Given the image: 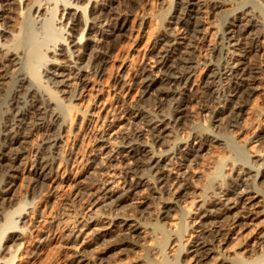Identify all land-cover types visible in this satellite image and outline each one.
Segmentation results:
<instances>
[{
    "label": "rangeland",
    "instance_id": "1",
    "mask_svg": "<svg viewBox=\"0 0 264 264\" xmlns=\"http://www.w3.org/2000/svg\"><path fill=\"white\" fill-rule=\"evenodd\" d=\"M30 1L27 0V2ZM177 1H96L99 7H97L98 10L102 11L100 13V16H102L100 21L101 27L110 30L117 26L119 20L126 18L124 28L117 38L106 33L99 34L97 27L94 31L89 30V33L85 36L87 43L84 46L85 55L81 62V66L83 67L81 78H76L80 71L74 67L71 68L73 70L72 73L66 69L65 73H69L72 77L67 78L64 84L56 87L58 99L51 98L52 102H48L50 97L48 95L46 97V94L43 96L44 101L48 99L46 100L49 103H47V109L51 107L50 112L47 113L48 116H50L49 113L53 109L58 114H61L66 109L64 107L66 103L73 102L72 104L74 105L71 111L65 110L64 115H60L62 118L59 119V122L64 117L65 123L68 122L66 124L67 127H63L66 130L62 131L63 129L60 126V130L58 129L59 122L55 125L54 128L56 130H54L56 133L61 134V139L55 147H50L52 153L50 148L47 151L48 156L51 158L52 156L55 157L54 159L52 158L53 164H50L51 173L54 175L50 179L43 181V183L40 180L34 188L30 169L36 160V148L41 143L43 130L33 131L26 139V142L21 144L25 147V154H23V159H21L22 163L19 165L20 170L17 172V177L14 179L15 185L9 193L8 198L11 199V203L4 206L12 209L16 206V203L23 200L26 203V207L30 206V209L27 208L25 210H32L27 215V218L29 217V224H24V229L27 232V228L32 227V230L27 232L26 243L24 242V245L20 246L16 253L17 257L15 256L8 264H97V253L103 250L108 242L116 239L118 230L114 229L111 232L103 234V236H99L98 232L116 215L134 218L135 222L140 223L141 231L139 230L137 235L131 239V243L107 251L103 255L105 264H147L145 260L148 257L154 258L159 264L162 262L163 264H190V261L186 263L187 260H184L186 257L185 246H187V249L189 248L195 239L196 230H194L195 226L190 225L191 222L188 224V221L191 218L197 219L196 221L199 220V213H201V209L208 207L207 205L209 204L206 202L211 200L209 199L210 197L215 201L222 202L225 200L224 198H226L227 194L223 186L227 182L234 184L242 178V180L251 182L254 185L255 181L257 183L264 178V163L261 160L264 157V40L259 58L252 54L247 59L256 68L254 71L255 79L252 83L253 91L243 105L240 111L239 123L235 127L229 126L227 122L219 119V116H216L212 112L213 105L217 103V100L223 98L226 93L227 79L224 78V75L219 74L211 78L213 79L212 84H214V91L211 94L204 95L202 93L203 81L206 79L210 80L208 75H212L213 73L210 71L212 69L215 70L216 66L218 68L224 62L223 49L221 48L223 46L221 45L225 44V31H223L226 29L225 26L234 21V23H238L240 27L243 26L244 28L245 16L247 17L245 11L252 9V15L255 19L259 18V21L263 22L262 27H264V0H197L199 4L201 2L204 4L201 7L200 13L201 16H204L203 36H200L201 39L198 38L199 40L193 43L195 44L192 48L195 57V67L192 71L189 89L182 96L179 92L174 95L175 100L182 99V97L184 99L187 98L185 107L186 116L179 124H174L165 131L164 143L160 145L156 143L153 148L155 152L162 151V149H169L171 152L177 147L184 149L193 145V147L197 148L198 141L202 137H207V139L212 138V141L209 142V145L204 146L203 150L199 152V156L189 155L188 160L182 161L176 159L175 161V158H172V154L168 156L170 152L165 155L166 159L162 164L169 173L171 172V176L177 177L175 180L177 179L176 181L179 182L187 178L185 180L188 185L187 194L181 196L175 203V193L172 192L174 184L169 185L166 189L163 188L162 191L161 189L158 190L159 193L154 192L150 190V186L154 182L152 177L143 174L146 175L143 179L144 184L139 186L136 192H133L125 199L117 200L116 205L111 203L106 204V202L121 194L126 188V181L131 180V175H126L125 179L127 180L121 176L124 161L122 162L117 153L114 154L111 151L116 150L120 144L122 140L120 134L128 133L132 128L139 125L140 128L142 127L141 133L143 137L147 141L149 140V133L146 131L147 127L140 123V117H136L131 113L133 112V108L136 106L141 107L149 114L158 112L169 115L171 111L172 104L169 103L157 107L159 101L151 95L153 88L148 93L140 91L142 83L139 82L137 76L143 67L152 68L155 66L154 61L158 49V39L161 35L167 32L170 27H178L173 17L176 14L174 5L176 6ZM25 2L26 0L24 4ZM51 2L50 7L52 9H49V12L54 14V17L57 19L62 16L61 20L66 22V14L62 15V5H59V1L56 6L54 5L55 0H51ZM79 3L85 5L86 0H78L77 4ZM16 4H14L15 6L12 5L9 12H1L5 17L3 20L0 19V24L5 23L15 33L18 32L17 37H11V40H17L18 37L20 40H23L27 32L30 33L32 28L31 35L33 36L30 37L33 41L30 42L31 48L27 52L29 51L30 54H33L39 47L40 51L42 49L41 52L44 53L43 44L45 42L43 40L46 41L47 39L50 41L46 42L45 47L52 48L53 44L57 45L62 35L58 29L60 23H57L56 20H53V22L51 20L52 23L48 22V20H42V23L46 24V26L38 22L42 25L41 27L37 22L34 24L33 19L27 18V22L24 19L27 17L28 8L24 5L20 9ZM18 11H23L24 13ZM49 12L45 13V17L50 15ZM83 13L85 14V10ZM80 14L81 20L84 19L83 14ZM232 16H234V19ZM229 20L230 22H228ZM25 23L27 24V28L30 27V31L28 29L25 30ZM20 25H23L24 30L27 31L25 32L22 28L25 35H23L22 31L19 32ZM65 27V29H69V27ZM179 30L181 31V29H177L176 32ZM1 39L3 40V38ZM48 44L52 45L48 46ZM22 45L20 47L27 48L26 44ZM44 54L46 57L52 55L50 51ZM55 57L66 59V56L64 58L61 55H55ZM102 59L104 60L102 63L103 73L96 75L94 72L95 67ZM34 60L32 63H35L36 76H31V82L38 89H42L41 85H43V82L40 79L43 80V76L41 74L45 70L44 68L50 65L47 64L43 57H36ZM28 67L27 69L30 70ZM10 83L13 84L9 78H6L0 84V110L5 111L9 108V105H6L10 102ZM78 83L84 85L83 92L78 99H68L66 91L67 93L70 91L75 94L79 86ZM187 93L189 94L187 95ZM59 104H62V107ZM59 107L61 109L64 108V110L60 111ZM2 112L0 111V125L3 124L1 122H4L6 116V113ZM68 113L71 114H69L70 119H67ZM4 114L5 116H3ZM202 133L204 134L202 135ZM212 136L218 137V139L213 140ZM150 147L152 148L151 145L147 146L149 151L151 150ZM256 149H259L260 152L258 151L259 153H257ZM156 157L158 158V156ZM92 160L95 161L94 165L102 162V166L98 164L99 167H94L90 163ZM221 160L223 163H221ZM244 161L248 162L247 165ZM236 165H239V167H242V165L250 166L254 170L250 171L251 175L249 176L242 175L241 177H237L234 170H232L237 167ZM258 170L260 174L254 176L256 174L254 172ZM261 173L263 174L261 175ZM105 183H108V186L111 187V193L114 195L110 199L107 198V200L103 197L96 205L90 204L92 190L97 186H105ZM216 185H218L219 191ZM261 188L264 189V185ZM220 190H223L224 193ZM235 190L239 191L240 188ZM229 196H232L231 193ZM198 200H203V204L200 208H195ZM257 208L260 210L258 218L254 222L257 226L255 224L240 230L238 234L231 235V238H228L225 243H215L213 246L215 253H212L213 256L211 255L209 263H214L216 255L217 257L221 255L223 257L231 255L235 257L236 255L237 258L233 259H238L236 260L237 262L242 260V258L252 260L255 256L262 255L257 250L255 256L247 259L245 258L246 252L243 250L244 246H246L244 242L248 241V237L254 231L264 226V198L259 202V207ZM229 218L230 214L228 213L222 215L219 223L226 226L228 225ZM88 219L90 222L86 223L82 227L83 229L81 228L82 231L74 233L70 241L69 238H64L70 227L75 226L76 228ZM18 224L22 225V223ZM157 228L161 229L158 230ZM248 232L250 233L248 234ZM243 233L246 237L243 236ZM7 235V232L2 233L3 238H1L0 244L3 243ZM161 243H164L162 245L163 248L160 245ZM152 247L155 248L154 252ZM248 247L250 248L251 246ZM241 251L244 252L242 253ZM0 255L6 257V250H3ZM232 256L229 258L232 259ZM77 259L83 260L79 263ZM238 264H241V262H238Z\"/></svg>",
    "mask_w": 264,
    "mask_h": 264
},
{
    "label": "bare ground",
    "instance_id": "2",
    "mask_svg": "<svg viewBox=\"0 0 264 264\" xmlns=\"http://www.w3.org/2000/svg\"><path fill=\"white\" fill-rule=\"evenodd\" d=\"M24 1L25 0H0V19L3 20L5 17L1 12H9L12 5L17 3L16 5H18L20 9H22L25 5L28 8V12L26 10L28 14L24 20H27L28 22V19H33L34 24L35 22H41L43 26H46V24H43L42 20H48V22L50 21V23H52L53 20H56L57 23H60L58 29L59 32L62 33V35L57 45L50 44L52 45V48L45 47V45L48 43L47 41L50 40L47 39L45 41L42 39L45 42L43 44L45 52L50 51L52 53V55L46 57V55L44 54L45 52L42 53V49L40 51L39 47L36 52H33V48V54H30L29 51L27 52V50L31 48L30 42L33 41L31 39L33 35H31L32 28L30 31V27L27 28L26 23L25 30L28 29L30 33L24 30L23 25H20L21 28H19V32L22 31V28L25 32H27L23 40H20L19 37L18 39L16 38L17 40H11V37H17L18 32L15 33L13 29H11L10 26L6 25L5 23L0 24V84H2L3 80L6 78H9L11 82H13V84L10 83V102L6 105H9V108H7L5 111L2 109L0 110L6 113V116L5 114L3 115L5 116L4 122H1V124H3L0 125V240L1 238H3L2 233H8L7 237L4 238L3 243L0 244V253L3 250H6V257L0 255V264H8L15 258L20 246L26 241L27 232L32 230V227H28L29 229L27 228V232L26 229H24L26 223L29 224V217L27 218V215L28 213H30V211H32H26L25 209H30V206L26 207V203H24L23 200H20L18 203H16V206L12 209H8L4 206L11 203V199L8 198L10 195L9 193L15 185L14 179L15 177H17V172H19L20 170L19 165L22 163L21 159H23V154H25V147L21 144L26 142V139L31 133H33V131L43 130L42 140L40 139L41 143H39L38 147L36 148V160L31 165L30 169L34 188V186H36L37 182H39L40 180H42L43 183V181L50 179L54 175L53 173H51L50 164H53L52 158L54 159L55 157L52 156L51 158L50 156H48L47 151L50 147H55L58 144V141H60L61 139V134L56 133V129L54 128L55 125L59 122V119L62 118V116L60 115H64L65 110L71 111L74 105L72 104L73 102L66 103L64 104V107L66 108L65 110L64 108L61 109L59 107L60 111L64 110L62 113L59 112L61 114H58V112H56L54 109L53 111H51V113H49L50 116H48L47 114L51 109V107L47 109V106L49 104L48 102H52L51 98L58 99L56 96L58 95L56 87L64 84L67 78L72 77L69 73H65V70L68 69L70 70V73H72L73 70L71 68L74 67L75 69L80 71L79 75H77L76 78H81V76L83 75V72H81V70H83L81 62L83 56L85 55L84 46L87 43V38H85V36L89 33V30L94 31V29L97 27L99 34L106 33L117 38L118 36H120L121 31L124 28V22L126 19L124 18L122 20H119L116 27H113L110 30H106L101 27L102 25H100V21L102 19L100 13L102 11L100 12V9L98 10L99 7L97 6V0H86L85 5H82L83 3L77 4L78 0H55V6L58 1L59 5H62V15L66 14V22L61 20L62 16L57 19L56 17H54V14H51L49 12V9H52V7H50V4L52 3L51 0H31L30 2H27L26 0L25 4ZM202 6H204V4L202 2L199 4L197 0H178L176 2V6L174 5L176 14L173 15V17L175 19L174 22L178 25V27H170L167 32L161 35V37L158 39V49L156 51L154 61L155 66L152 68L143 67V69L137 76V78H139V82L142 83V89L140 90L142 93H148L149 90L151 89L152 91L153 88V92L151 93V95H153V97L159 101L157 107L169 103L172 104V108L169 115L158 112H156L155 114H149L141 107L139 108L136 106L133 108V112L131 113H133L136 117H140V123L144 124L145 127H147L146 131H148L149 133V140L147 141V139L143 137V134L141 133L142 127L140 128L139 125L132 128V130L128 133L120 134V137L122 138L120 144L118 145L116 150L111 151H113L114 154L117 153L119 158L122 159V162L124 161L123 169L121 170V176L125 179L126 175H131V180L126 181V188L121 192V194H119L115 198H112L110 201L106 202V204L111 203L116 205L117 200L125 199L127 196L129 197L133 192H136V189L144 184L143 179L146 175L143 174H147L152 177V180L154 182L153 184L150 182L152 184V186H150V190H153L154 192H158V190L160 189L162 191L163 188L166 189L169 185L174 184L172 187V192L175 193L174 198L176 199L174 203L179 200L181 196L187 194L186 191L188 185L187 181H185L187 180V178H184V181L182 180L181 182L176 181L177 179L175 180V178L177 177L171 176V172L169 173V171H167V169H165L162 164L166 159L165 155L170 152V150L162 149V151L160 150L159 152H155V149L153 147H155L156 143L160 145L165 142V131L169 127L173 126L174 124H179L180 121L185 119V107L187 98L184 99V97H182V99L175 100L174 95L179 92V94H181L182 96V94H185V91L189 89L188 86L190 84L192 71L195 67V57L192 50L195 44L193 43H195L196 40H199L198 38H200V36H203L204 16H201L200 14ZM19 7L17 8L19 9ZM84 10L85 14L83 13ZM251 10L245 11L247 17L245 16L246 21L244 24V28L243 26H241V28L240 25L238 23H234V21L225 26L226 29L223 30L225 31V44L221 45L223 46L221 48L223 49L222 51L224 54V62L222 65L218 66V68L216 66L215 70L212 69L210 71L213 72L212 75H208V78L210 80L206 79L205 81H203L204 83L202 87V93L204 95L211 94L214 91V84H212L213 79L211 78L215 77L216 75L218 76L219 74L224 75V78L227 79L226 93L223 98L217 100V103L213 105L212 112H214L216 116L218 115L219 119L224 120V122H227L229 126L233 127H235L239 123V117L241 115L240 111L242 110V107L245 104L247 98L251 96L253 91L252 83L255 79L254 71L256 68L255 65L253 66L247 59L252 54L256 57L258 56L259 58V55H261L260 50L262 49V42L264 40V27H262L263 22L261 23L259 21V18L255 19L251 13ZM24 12L22 11L21 13ZM29 12L31 13L29 14ZM48 12L50 13V15L46 14L48 16L45 17V13ZM78 13L80 15L83 14L84 19L81 20V16H79ZM232 18L234 19V16H232ZM228 22H230V20ZM38 25H40V23H38ZM42 25L40 26L42 27ZM65 26L69 27V29H65ZM177 29H181V31L179 30L178 32H176ZM24 31L22 32L24 33ZM23 35H25V33ZM1 38H3V40ZM22 44H26V47L28 49L20 47L23 46ZM50 45L48 44V46ZM55 55H61L64 56V58L66 56V59H59L55 57ZM36 57H43V59L46 60L47 64L50 65L47 68H44L45 70L42 71L43 73L41 75L43 76V80H40L43 82V85H41V82L39 81V84L42 87V89L39 88L40 90L31 82V76L34 77V75L36 74V67H34L35 63H32V61ZM103 62L104 60L102 59L95 67L94 72L96 73V75H101L103 73ZM27 66H29L28 68L30 70L27 69ZM78 84L79 86L75 94L70 91L67 93L66 91L68 99L71 100L72 98H79V96L83 92L84 85H82V83ZM45 94L46 97L47 95L48 97H50L48 102H46V100L48 99L44 101L43 96ZM188 94L189 93H187V95ZM60 106L62 107V104ZM70 113L67 114V119L71 118L69 116ZM71 114L73 115V113ZM64 118L58 123V129L59 126L63 129V127H65L68 123H65ZM64 129L62 131H64ZM203 134L204 133H202V135ZM212 137L213 140L218 139V137ZM210 141H212V138L207 139V137H202L198 141L197 148H195V146L193 147V145L184 149L175 147L176 149L168 153V156L169 154H172V158H175V161L176 159H180L182 161L185 159L188 160L189 155L199 156V152L203 150L205 145H209ZM149 145L152 146V148L150 147V151L149 149H147V146ZM51 150L52 149L50 148V151ZM256 151L257 153L260 152L259 149H256ZM156 156H158V158ZM67 159L69 160V158ZM261 160L264 163V157H262ZM94 162V160L90 162L94 167H99V165L102 166V162H98L99 165L97 163L94 165ZM221 163H223L222 160ZM247 163L248 162H246L245 164L247 165ZM246 165H242V167L236 165L237 167L232 169L236 173L237 177H241L242 175H251L250 171H253L254 169H251L253 167ZM254 173H256L254 174V176H258L260 174V171L258 170ZM262 174L263 173H261V175ZM254 183L255 184L253 185L251 182L242 180V178L239 179V182L234 184H230L227 182V184H224L223 186V189L226 190L227 196L222 202L215 201L212 199V197L209 196V199L211 200L209 202H206L209 205H207L208 207H204L203 209H201V213H199L200 215L198 217L199 220L196 221L197 219L191 218V220L188 221V224L189 222H191L190 225L195 226L194 230H196V234L194 235L195 239L188 248L189 250L187 249V246H185L186 257L185 259H183L187 260L186 263L190 261V264H211L209 263V259L211 260V257L213 256L212 253H215V251H213V246L215 243H225L228 238H231V235L238 234L240 230L256 224H254V222L255 220H257L260 211L257 207H259V202H261V200L264 198V189L261 188V186L264 185V178H262V180H260L259 182L256 183L255 181ZM216 186L218 189V185ZM239 188V191L235 190ZM220 191L224 193L223 190ZM221 192L219 193L221 194ZM230 193L232 196H229ZM91 194L92 197L90 198L89 203L95 205L99 202L100 199L102 200L103 197H105L107 200V198L110 199L114 195L113 193H111V187L108 186V183H105V186H97L94 190H92ZM202 204L203 200H198L197 204H195V208H200ZM232 211L233 213H231ZM227 213L230 214L229 222L228 225L225 224L226 226H223L221 225V223H219L221 221L220 217L222 215H226ZM89 222L90 220L88 219L85 220L84 223H81V227H70L68 229V233L64 235V238H69L70 241L73 234H76L77 231H82L81 228ZM18 223H22V225H19ZM153 224L157 225L156 223ZM140 226V223L135 222L134 218H131L129 216L121 217L116 215L113 219H110V222L102 227L101 231L98 232V235L103 236V234L111 232L114 229L118 230V235L116 239L108 242L106 247L97 253V264H105L103 255H105L107 251L113 248L115 249L119 246H123L127 243H131V239H133L141 229ZM157 229L159 230L161 228ZM244 233L243 236H245ZM249 233L250 232H248V234ZM234 238L236 239V237ZM248 238L249 239H247L248 241L246 242H244L243 240V242L246 243V246H244L243 248V250L246 252L245 258L248 259L251 256H255L257 250L260 251L262 255L260 256L259 254L252 260H246L242 258V260L238 262H241V264H264V226L261 229L254 231ZM163 244L161 243L160 245L162 246ZM241 245L243 246V244ZM248 246L251 247L249 248ZM152 248L154 252L155 248ZM244 251L241 252L243 253ZM229 257H223L222 255L220 257H217L216 255L215 258L213 257L214 263L212 258V263L238 264V262L236 261L238 259H233L236 257V255L235 257L232 256V259ZM77 260L79 263H81L83 259ZM145 262L147 264H159L158 261L151 257H148ZM161 264H163V262Z\"/></svg>",
    "mask_w": 264,
    "mask_h": 264
}]
</instances>
